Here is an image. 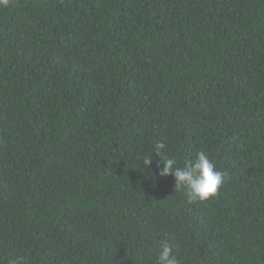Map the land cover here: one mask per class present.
I'll return each mask as SVG.
<instances>
[{"label":"trees","instance_id":"obj_1","mask_svg":"<svg viewBox=\"0 0 264 264\" xmlns=\"http://www.w3.org/2000/svg\"><path fill=\"white\" fill-rule=\"evenodd\" d=\"M157 142L207 153L216 195L153 176ZM168 238L264 264V0L0 4V264H156Z\"/></svg>","mask_w":264,"mask_h":264},{"label":"clouds","instance_id":"obj_2","mask_svg":"<svg viewBox=\"0 0 264 264\" xmlns=\"http://www.w3.org/2000/svg\"><path fill=\"white\" fill-rule=\"evenodd\" d=\"M8 0H0V4H7ZM155 151L160 160L157 163L158 172L153 176L167 177L171 175L174 179V190L183 191L189 204L204 201L216 195L218 189L224 182L226 173L218 170L208 154L200 151L194 159L185 161L183 167H176V160L167 157L161 160L164 155L165 144L157 142ZM142 164L148 167L152 164V155L142 160ZM162 165V167H161ZM9 264H21L19 258L12 259ZM156 264H180L178 258V248L171 238L161 241L159 251L156 255Z\"/></svg>","mask_w":264,"mask_h":264}]
</instances>
